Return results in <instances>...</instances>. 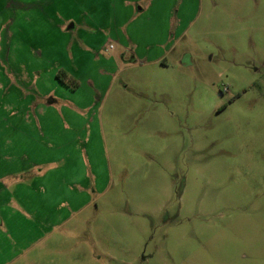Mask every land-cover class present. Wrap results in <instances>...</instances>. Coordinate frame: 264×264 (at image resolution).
Here are the masks:
<instances>
[{
	"label": "rangeland",
	"instance_id": "374dc122",
	"mask_svg": "<svg viewBox=\"0 0 264 264\" xmlns=\"http://www.w3.org/2000/svg\"><path fill=\"white\" fill-rule=\"evenodd\" d=\"M121 1L0 0V264H264V0Z\"/></svg>",
	"mask_w": 264,
	"mask_h": 264
},
{
	"label": "crops",
	"instance_id": "0c3cea01",
	"mask_svg": "<svg viewBox=\"0 0 264 264\" xmlns=\"http://www.w3.org/2000/svg\"><path fill=\"white\" fill-rule=\"evenodd\" d=\"M141 0H122L121 1V4L119 7H116L117 11L114 13V16H118V18H115V21L113 22V26L114 27H117L115 29H112L115 33L116 32H119V27H121L123 24H126V22L128 20H130L131 16H134L137 12L141 11L142 8L141 7H136L138 4V2H140ZM72 17L71 16H68L65 18L66 22L64 24H61V29H71L72 27V24L74 23L72 21ZM70 22L68 25H66V23ZM66 25V26H65ZM65 27V28H64ZM119 39V38H118ZM120 40V39H119ZM145 45V44H144ZM148 45V44H147ZM146 45V46H147ZM110 46V45H109ZM69 73H71L74 77L76 76L77 77V74L75 73L74 70H70L68 69L67 70ZM65 163V161H64ZM63 163V164H64ZM43 176V172H42V175L38 176V175H33L29 182L31 181V184L33 185H36L38 187V184H35V181H39V180H42ZM44 180V179H43ZM45 181V180H44ZM43 182V181H41ZM40 187V186H39ZM39 189V188H38ZM39 191V190H38ZM62 204V203H61Z\"/></svg>",
	"mask_w": 264,
	"mask_h": 264
},
{
	"label": "trees",
	"instance_id": "16d2710c",
	"mask_svg": "<svg viewBox=\"0 0 264 264\" xmlns=\"http://www.w3.org/2000/svg\"><path fill=\"white\" fill-rule=\"evenodd\" d=\"M55 75L61 82L65 84L76 86L78 83L77 80L73 76L67 74L64 70L60 69L58 72H56Z\"/></svg>",
	"mask_w": 264,
	"mask_h": 264
},
{
	"label": "built area",
	"instance_id": "2783aa9c",
	"mask_svg": "<svg viewBox=\"0 0 264 264\" xmlns=\"http://www.w3.org/2000/svg\"><path fill=\"white\" fill-rule=\"evenodd\" d=\"M111 46V45H110Z\"/></svg>",
	"mask_w": 264,
	"mask_h": 264
}]
</instances>
